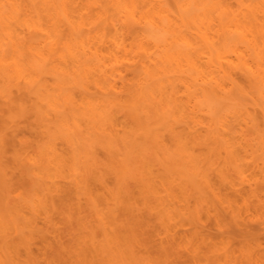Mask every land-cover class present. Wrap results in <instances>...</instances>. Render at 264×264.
I'll return each instance as SVG.
<instances>
[{
	"label": "clouds",
	"instance_id": "clouds-1",
	"mask_svg": "<svg viewBox=\"0 0 264 264\" xmlns=\"http://www.w3.org/2000/svg\"><path fill=\"white\" fill-rule=\"evenodd\" d=\"M0 264H264V0H0Z\"/></svg>",
	"mask_w": 264,
	"mask_h": 264
}]
</instances>
